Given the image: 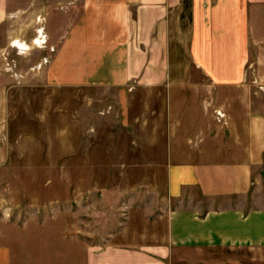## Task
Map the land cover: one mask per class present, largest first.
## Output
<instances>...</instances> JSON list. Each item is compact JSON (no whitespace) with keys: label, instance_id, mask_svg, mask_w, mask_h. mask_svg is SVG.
<instances>
[{"label":"crops","instance_id":"1","mask_svg":"<svg viewBox=\"0 0 264 264\" xmlns=\"http://www.w3.org/2000/svg\"><path fill=\"white\" fill-rule=\"evenodd\" d=\"M33 1L30 11L39 13L41 1ZM42 3L45 16L37 15L48 25L46 68L17 72L1 62L6 20L19 6L0 0V175L20 168L21 135L11 114L20 79L158 92L167 102L180 100V108L168 109L181 122L166 138L167 193L179 208L169 212L162 244L101 245L87 264H167L176 252L264 247V0ZM219 110L222 122L214 117ZM10 256L0 243V264H11Z\"/></svg>","mask_w":264,"mask_h":264},{"label":"rangeland","instance_id":"2","mask_svg":"<svg viewBox=\"0 0 264 264\" xmlns=\"http://www.w3.org/2000/svg\"><path fill=\"white\" fill-rule=\"evenodd\" d=\"M40 1L37 13L30 11L35 1L16 0L1 68H46L49 34ZM29 78L16 84L11 111L21 135L20 168L0 175V216L6 218L0 219V243L11 249V264H87L101 245L162 244L169 212L179 208L167 193L166 138L181 122L168 109L180 108V100L132 88L44 86ZM166 262L264 264V247L176 252Z\"/></svg>","mask_w":264,"mask_h":264},{"label":"bare ground","instance_id":"3","mask_svg":"<svg viewBox=\"0 0 264 264\" xmlns=\"http://www.w3.org/2000/svg\"><path fill=\"white\" fill-rule=\"evenodd\" d=\"M36 44L39 45V44H40L39 41L36 42ZM16 45H17V47L20 48L21 51H29V50H31L29 47H27V46L24 45V44H19V43H17Z\"/></svg>","mask_w":264,"mask_h":264},{"label":"built area","instance_id":"4","mask_svg":"<svg viewBox=\"0 0 264 264\" xmlns=\"http://www.w3.org/2000/svg\"><path fill=\"white\" fill-rule=\"evenodd\" d=\"M6 69V68H5ZM6 70H9V69H6ZM219 115V117H221V119H223L224 118V115L222 114V113H220V112H217Z\"/></svg>","mask_w":264,"mask_h":264}]
</instances>
